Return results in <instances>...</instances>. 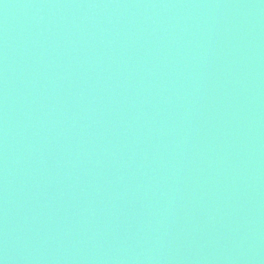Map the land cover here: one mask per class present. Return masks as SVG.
Listing matches in <instances>:
<instances>
[{
  "label": "water",
  "instance_id": "obj_1",
  "mask_svg": "<svg viewBox=\"0 0 264 264\" xmlns=\"http://www.w3.org/2000/svg\"><path fill=\"white\" fill-rule=\"evenodd\" d=\"M0 264H264V0H0Z\"/></svg>",
  "mask_w": 264,
  "mask_h": 264
}]
</instances>
